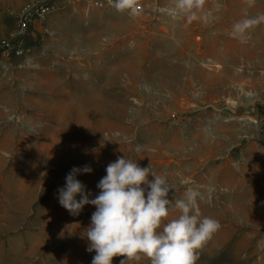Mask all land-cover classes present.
I'll list each match as a JSON object with an SVG mask.
<instances>
[{"label":"rangeland","instance_id":"rangeland-1","mask_svg":"<svg viewBox=\"0 0 264 264\" xmlns=\"http://www.w3.org/2000/svg\"><path fill=\"white\" fill-rule=\"evenodd\" d=\"M40 1L0 0V45ZM140 1L130 15L54 0L21 54L0 47V264H91L96 207L71 215L58 189L87 165L76 179L94 199L118 157L151 164L170 200L199 191L201 215L221 227L196 264H264V24L247 43L230 36L264 0H206L207 22L172 18V0Z\"/></svg>","mask_w":264,"mask_h":264},{"label":"clouds","instance_id":"clouds-1","mask_svg":"<svg viewBox=\"0 0 264 264\" xmlns=\"http://www.w3.org/2000/svg\"><path fill=\"white\" fill-rule=\"evenodd\" d=\"M245 2L252 8L256 0ZM134 4L135 0H115L114 7L125 11ZM205 5L206 0H172L166 12L174 19L207 22ZM214 7L219 10L222 5L215 3ZM261 24L264 13L249 16L245 10L244 17L232 25L230 36L247 43L250 33ZM141 150L137 145L136 151ZM91 171L87 165L74 167L65 178V186L58 189L59 203L71 215H79L88 204L96 207L86 229L87 251L96 253L91 264H112L117 256L125 257L120 264H138L142 259L149 264H196L198 250L221 227L218 220L201 215L196 189L190 187L183 198L170 200L172 186L152 170L151 164L140 167L131 159L118 157L107 166L106 176L97 184L101 191L94 199H89L85 186L76 179L77 173ZM173 210L180 214L169 219Z\"/></svg>","mask_w":264,"mask_h":264},{"label":"built area","instance_id":"built-area-1","mask_svg":"<svg viewBox=\"0 0 264 264\" xmlns=\"http://www.w3.org/2000/svg\"><path fill=\"white\" fill-rule=\"evenodd\" d=\"M89 5L107 9L115 8V0H86ZM55 3L54 0H42L38 3H34L31 6H28L23 13L20 15L17 23V31L14 34V37L8 41H5L0 47L4 51L12 50L16 54H21L23 48L21 47L22 35L27 29L30 21L34 19L42 20L47 13L54 9ZM130 15H138L144 12V4L140 0H135V4L132 9L125 10Z\"/></svg>","mask_w":264,"mask_h":264},{"label":"crops","instance_id":"crops-1","mask_svg":"<svg viewBox=\"0 0 264 264\" xmlns=\"http://www.w3.org/2000/svg\"><path fill=\"white\" fill-rule=\"evenodd\" d=\"M105 176H106V175H105ZM105 176H104V177H105ZM101 179H102V178L95 180L96 183H95L94 187H95V190H97V191H101V190L97 187V184L99 183V181H100ZM90 183H91V187H92L93 182L90 181Z\"/></svg>","mask_w":264,"mask_h":264}]
</instances>
